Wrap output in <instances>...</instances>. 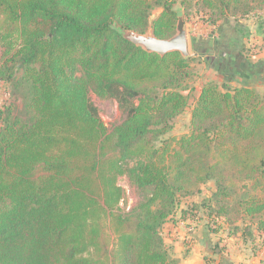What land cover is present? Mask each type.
<instances>
[{
    "label": "trees",
    "instance_id": "obj_1",
    "mask_svg": "<svg viewBox=\"0 0 264 264\" xmlns=\"http://www.w3.org/2000/svg\"><path fill=\"white\" fill-rule=\"evenodd\" d=\"M176 1L0 0V82L23 103L0 106V264H179L162 227L209 181L207 214L264 243V92L208 82L192 130L164 138L192 103L195 57L148 52L115 28L169 38ZM197 4L210 23L264 11ZM92 93L116 99L122 122L109 128ZM121 175L138 194L128 210Z\"/></svg>",
    "mask_w": 264,
    "mask_h": 264
},
{
    "label": "rangeland",
    "instance_id": "obj_2",
    "mask_svg": "<svg viewBox=\"0 0 264 264\" xmlns=\"http://www.w3.org/2000/svg\"><path fill=\"white\" fill-rule=\"evenodd\" d=\"M197 2L198 0H191V7L184 9L177 0L174 7L184 10L190 56L195 57L191 66V76L184 90L186 93H191L192 103L171 121L172 127L163 135L164 138L180 137L192 130V110L195 105V96L208 82L239 85L247 81V77L243 78L240 75L233 79L234 84L231 82L226 56L225 58L223 56V52L228 48L223 43L224 35L228 37L232 32H236L239 37L237 26L245 28L244 36L254 39L250 44L252 53H248V58H253L256 62L254 64L258 63L257 65L262 71L258 77L252 79V85L264 92V60L259 57L264 51V11L257 15L251 14L247 18H226L218 20L216 23H210L203 11L200 10L203 8ZM160 12L159 7L154 8L151 19L157 18ZM212 44L216 49L210 53L207 48H212ZM224 47L226 48L223 51ZM227 56L234 57L233 55ZM9 89L8 84L0 82V106L14 102L18 108H21L23 106L21 98L11 95ZM90 96L109 128L122 122L124 114L116 99L100 98L94 93ZM118 184L123 188L121 206L128 210L138 201L136 188L126 175L119 176ZM214 186V182L209 181L203 186L201 193L181 198L176 213L163 225L161 230L166 249L173 258L179 261V264H264V243L261 236L257 235L256 240L252 241L251 238L243 236L241 232L232 234L229 225L223 218L215 216L211 218L201 206L205 197L214 190ZM109 232L111 234V230Z\"/></svg>",
    "mask_w": 264,
    "mask_h": 264
},
{
    "label": "water",
    "instance_id": "obj_3",
    "mask_svg": "<svg viewBox=\"0 0 264 264\" xmlns=\"http://www.w3.org/2000/svg\"><path fill=\"white\" fill-rule=\"evenodd\" d=\"M176 12L178 17L177 30L169 38L158 37L152 28L143 33L117 25H115V28L124 38L148 52H155L163 56L169 52L179 51L187 58L191 54L189 51V38L184 19V10L178 7L176 8Z\"/></svg>",
    "mask_w": 264,
    "mask_h": 264
},
{
    "label": "crops",
    "instance_id": "obj_4",
    "mask_svg": "<svg viewBox=\"0 0 264 264\" xmlns=\"http://www.w3.org/2000/svg\"><path fill=\"white\" fill-rule=\"evenodd\" d=\"M236 28L239 31L238 32L239 37L237 36L238 34L236 35V32H234V33L232 32L228 37L226 35H224V42H223V43H225L226 46H228L227 50L225 52H223V56H224V58L226 56L225 60L227 63L226 65H228L227 68H229V70H230V75H231L230 77L232 79L231 82L234 84L235 81L233 79L235 77H239L240 75L243 76V78L247 77V81H244L243 83L253 82V80L256 77H258V75L262 71V69H260L258 67V65H257L258 63L254 64L256 62H254L253 58H252L253 60L251 58L250 59L248 58V53H252V52H250V50H251L250 44L254 41V39H252L251 37L249 39V38H247V36H244L245 35L244 32H246V31H245V28L243 26L242 27L237 26ZM263 39H264V35H263ZM196 47H198V46H196ZM214 47H215V45L212 44V48L209 47V48H207V50L210 53H212L216 49ZM225 48L226 47L223 48V51ZM227 55H233L234 57L230 58ZM259 57H260V59L264 60V51L259 55ZM231 66H233V67H231Z\"/></svg>",
    "mask_w": 264,
    "mask_h": 264
}]
</instances>
